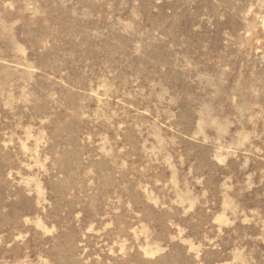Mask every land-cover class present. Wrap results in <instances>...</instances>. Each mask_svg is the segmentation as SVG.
I'll return each instance as SVG.
<instances>
[{"label": "rangeland", "instance_id": "obj_1", "mask_svg": "<svg viewBox=\"0 0 264 264\" xmlns=\"http://www.w3.org/2000/svg\"><path fill=\"white\" fill-rule=\"evenodd\" d=\"M0 264H264V0H0Z\"/></svg>", "mask_w": 264, "mask_h": 264}]
</instances>
